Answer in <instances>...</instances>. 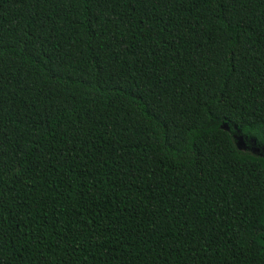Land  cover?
<instances>
[{
  "label": "trees",
  "instance_id": "obj_1",
  "mask_svg": "<svg viewBox=\"0 0 264 264\" xmlns=\"http://www.w3.org/2000/svg\"><path fill=\"white\" fill-rule=\"evenodd\" d=\"M235 130L264 147V0H0V264H264Z\"/></svg>",
  "mask_w": 264,
  "mask_h": 264
},
{
  "label": "rangeland",
  "instance_id": "obj_2",
  "mask_svg": "<svg viewBox=\"0 0 264 264\" xmlns=\"http://www.w3.org/2000/svg\"><path fill=\"white\" fill-rule=\"evenodd\" d=\"M223 128L228 131L230 130L228 125H224ZM232 135L236 143V146L241 151L264 156V147L259 146L254 139L245 138L244 136L241 135V133L238 130L233 131Z\"/></svg>",
  "mask_w": 264,
  "mask_h": 264
}]
</instances>
